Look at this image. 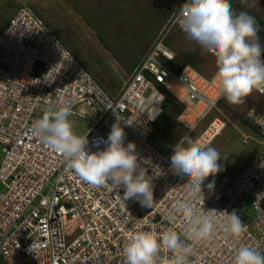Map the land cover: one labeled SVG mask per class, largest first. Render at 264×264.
Masks as SVG:
<instances>
[{"label": "built area", "instance_id": "obj_1", "mask_svg": "<svg viewBox=\"0 0 264 264\" xmlns=\"http://www.w3.org/2000/svg\"><path fill=\"white\" fill-rule=\"evenodd\" d=\"M181 8L172 13L117 98L33 6L18 7L0 31V264H125L123 249L131 234L160 235L170 227L186 231L176 210L181 202L190 203L198 214L212 215L216 224L213 237L195 245L189 264H233L239 247L257 243L264 252V157H255L233 180L205 190L208 176L202 191H195L186 184L188 177L171 169L174 148L162 154L156 147L154 125L163 113V89L183 105L177 118L183 136L192 137L223 98L217 99L215 73L206 77L190 66L180 71L168 66L174 58L166 42L168 33L176 29L185 35L177 23ZM65 104L71 106L72 118L92 122L83 135H88L93 152L106 147L101 142L97 148L94 142L106 141L117 116L121 119L125 145L135 144L140 167L153 177L151 208L135 199L123 200L124 189L111 182L89 186L67 169L60 153L31 134L40 111ZM244 120L257 129L264 145V113L249 108ZM224 127L223 120L213 118L193 139L206 148ZM233 211L248 227L239 239L224 231L229 217L221 212ZM170 216H175L171 224ZM73 224H78V232L72 231ZM161 255L171 256L163 248Z\"/></svg>", "mask_w": 264, "mask_h": 264}, {"label": "clouds", "instance_id": "obj_2", "mask_svg": "<svg viewBox=\"0 0 264 264\" xmlns=\"http://www.w3.org/2000/svg\"><path fill=\"white\" fill-rule=\"evenodd\" d=\"M177 23L190 42L215 57L214 79L220 88L217 99L222 96L229 104L240 105L254 90L264 92V48L255 17L244 11L235 13L231 0H186L177 14ZM42 112L32 122L31 134L60 153L75 176L91 187L111 182L124 189L123 200L135 199L143 207L153 206V177L140 167L135 144L125 145L126 134L118 116L107 140L94 142L97 148L101 142L106 147L93 152L88 149V135L75 131L70 105H49ZM170 160L172 171L188 177L186 184L195 191H202L203 181L221 170L218 150L201 148L190 136L179 138ZM213 186L210 183L208 188ZM176 210L186 222V231L179 233L170 227L160 235L154 231L131 234L123 249L125 264H189L195 245L210 240L216 224L212 215L198 214L190 203H178ZM221 213L229 217L224 231L230 237L239 239L248 231L235 211ZM174 221L175 216H170L169 223ZM162 248L171 254L170 258L161 255ZM233 264H264L261 245L239 247Z\"/></svg>", "mask_w": 264, "mask_h": 264}, {"label": "rangeland", "instance_id": "obj_3", "mask_svg": "<svg viewBox=\"0 0 264 264\" xmlns=\"http://www.w3.org/2000/svg\"><path fill=\"white\" fill-rule=\"evenodd\" d=\"M40 1L0 0V31L6 27L18 7L22 4L34 7ZM249 4L256 9L257 15L264 21V2L249 0ZM97 18V21L93 18L88 21L90 27L80 28L76 38L61 37V40L71 51L75 52V56L83 66L104 88L114 86L115 89L120 90L132 71H128L127 68L130 69L143 58V53L145 54L148 48L151 49L171 15L161 17L160 13L152 8L149 0H134L132 3L126 0H106L105 8L100 11ZM177 32L175 29L171 30L166 41L172 33ZM176 37L179 39L175 38L169 43L173 55L188 47H197L184 35L180 36L179 34ZM261 46L264 48V45ZM201 53L207 59V65L203 68L202 74L209 77L213 67H216L215 60L202 49ZM221 101L223 105L217 106L211 111L198 124L192 135V138L197 137L215 117L225 122V127L207 146L216 148L220 153L221 160L218 163L221 170L214 176L210 175L204 186L205 190L209 189L210 183L216 185L219 182L233 180L255 157L259 155L264 157V145L260 136L234 116L237 114L244 120V114L249 108L264 113V96L259 97L253 91L246 98L245 103L240 105H231L225 98H222ZM86 112L87 115L94 116L90 109H86ZM72 119L76 121L75 131L79 135H83L92 124L88 119ZM163 127L164 122L160 119L155 125V144L159 152L168 154L182 137L183 129L175 124L171 129L162 133L161 137H157V132H162ZM2 190L3 187L0 185V191ZM78 227V224H73L72 231L78 232Z\"/></svg>", "mask_w": 264, "mask_h": 264}, {"label": "trees", "instance_id": "obj_4", "mask_svg": "<svg viewBox=\"0 0 264 264\" xmlns=\"http://www.w3.org/2000/svg\"><path fill=\"white\" fill-rule=\"evenodd\" d=\"M150 4L155 11L160 13V16L163 15H172L173 12L181 8L182 4L185 0H149ZM263 1V0H262ZM264 2V1H263ZM232 8L235 13H239L241 11L247 12L249 15L255 17L256 22L259 26L258 37L261 45H264V21L257 15L256 9L251 7L249 4V0H231ZM159 15V14H158ZM174 34V35H172ZM169 37L167 45L174 40L177 35H184L181 32L172 33ZM185 36V35H184ZM188 40V39H187ZM207 65V59L202 55L201 49L197 46L195 48L188 47L184 50H180L174 54V58L172 61L168 62V66L174 71H180L186 66H190L194 68L196 71L202 74L203 68ZM216 72V67H213L212 76ZM209 76V77H210ZM164 94L163 101V113L160 119L164 122V127L162 129V133L166 130L171 129L176 123L178 115L183 110V105L168 91L162 90ZM222 101H219L218 107L222 106ZM235 118L243 123L244 125L249 126L254 132L258 134L257 129L247 123L245 120H242V117L234 114ZM155 126V125H154Z\"/></svg>", "mask_w": 264, "mask_h": 264}, {"label": "crops", "instance_id": "obj_5", "mask_svg": "<svg viewBox=\"0 0 264 264\" xmlns=\"http://www.w3.org/2000/svg\"><path fill=\"white\" fill-rule=\"evenodd\" d=\"M105 1L106 0H41L37 5L34 6V8L40 14V16L47 22V24L50 26V28L60 38L61 37L62 38H66V37L76 38L77 32L80 31V28L85 29L86 26L90 27L88 25V21H90L91 18H93L97 21L98 14L100 13L101 10L103 11L105 8ZM126 1H130V3L134 2V0H126ZM66 7H68V9H66ZM73 13H74V15H71ZM103 18H105V17H103ZM164 27H163V29H164ZM163 29H162V31H163ZM68 44L70 46H72V44H70V43H68ZM149 49L150 48H148V50H146L145 54L143 53V58L145 57V55L149 51ZM72 52H74V51L72 50ZM74 54H75V52H74ZM143 58L141 60H139L136 64H134L132 66L133 68L130 67V69L127 68V70L133 71V69L143 60ZM132 71H131V73H132ZM123 87H124V85H123ZM123 87L120 90H117V89H115L114 86H106L105 89L109 92L110 95L117 98V97H119L120 93L122 92ZM215 118H217V117H215ZM156 123H155V125H156ZM176 123L179 125L177 120H176ZM179 127H181V126L179 125ZM155 130H156V128L154 126V131ZM157 134H158L157 137L162 136V132H160V133L157 132ZM183 134H184V129H183Z\"/></svg>", "mask_w": 264, "mask_h": 264}]
</instances>
